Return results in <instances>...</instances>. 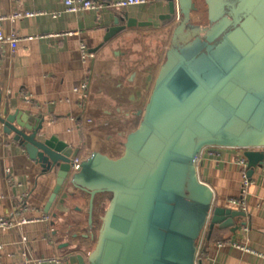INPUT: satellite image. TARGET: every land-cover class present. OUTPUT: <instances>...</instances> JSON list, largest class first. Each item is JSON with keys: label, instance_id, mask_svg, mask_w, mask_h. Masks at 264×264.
Wrapping results in <instances>:
<instances>
[{"label": "water", "instance_id": "1", "mask_svg": "<svg viewBox=\"0 0 264 264\" xmlns=\"http://www.w3.org/2000/svg\"><path fill=\"white\" fill-rule=\"evenodd\" d=\"M152 1L167 12L147 21L111 8L104 43L156 22L171 37L116 148L93 150L71 175L81 149L45 137L43 115L0 107V132L13 135L43 174L56 172L46 213L68 183L84 198H108L100 229L91 226L95 246L87 254L76 250L77 264H196L209 219L210 240L218 226L247 216L217 205L214 189L200 177L202 154L242 151L249 180L264 166V0ZM94 208L90 200L91 218Z\"/></svg>", "mask_w": 264, "mask_h": 264}, {"label": "crops", "instance_id": "2", "mask_svg": "<svg viewBox=\"0 0 264 264\" xmlns=\"http://www.w3.org/2000/svg\"><path fill=\"white\" fill-rule=\"evenodd\" d=\"M97 1L107 7L66 13L63 0H0L2 10L18 5L47 12L16 20L7 30L14 41L0 52V107L10 114L43 115L45 137H56L68 147L81 149L85 156V147L90 148L88 156L95 149L117 147L131 110L147 94L152 76L164 64L171 40L167 27L156 22L151 29L130 28L104 43L114 20L108 5L121 0ZM151 1L121 11L140 21L167 12L163 2ZM55 12L62 14L55 18L50 14ZM81 43L95 54L86 64L80 57ZM87 70L92 80L90 105L72 93ZM75 121L79 128L72 133ZM12 138L0 132V194L5 197L0 200V218H8L12 210L21 216L26 205L52 219L27 224L19 231L0 228V264H40L54 257L63 258L55 264H77L74 252L80 249L87 254L95 244L91 226L98 228V218L108 206L107 196L84 198L68 183L46 213L56 172L43 174ZM242 158L240 150L209 149L199 161L201 180L214 189L217 205L247 214L212 232L208 246L212 264H264V166L246 186ZM90 200L95 201L93 218ZM233 200H245V204L234 205ZM83 233L84 239L74 238ZM221 240L223 246H217Z\"/></svg>", "mask_w": 264, "mask_h": 264}, {"label": "built area", "instance_id": "3", "mask_svg": "<svg viewBox=\"0 0 264 264\" xmlns=\"http://www.w3.org/2000/svg\"><path fill=\"white\" fill-rule=\"evenodd\" d=\"M65 4L64 12L68 13H78V12H88V11H98L107 7L105 3L97 0H63ZM150 3V0H121L120 2H116L113 4L108 5V7L116 10L126 9L132 6H142L147 5ZM47 14L46 11L43 10H26L21 6H14L7 10H2L0 6V52L3 48L8 47L14 41L11 36H9L7 30L12 22L16 20H21L25 18H36L39 16H43ZM53 17L58 18L61 16L62 13L55 12L50 13ZM80 57L84 64L91 62L95 58V54L89 51V48L85 43H81L80 45ZM91 89H92V80L89 71L85 75V78L81 85L78 88H75L72 93L77 94L81 100L85 101V104L90 105L91 103ZM27 98V97H26ZM79 128V122L75 121V126L71 128V132L75 133ZM87 155L80 154V156L75 160V166L73 167L72 174L76 173L79 169V165L82 160H84L88 153L90 152L89 147H85L83 149ZM240 164L246 168L247 160L246 158H242L240 160ZM244 182L245 185L248 186L250 180L244 174ZM5 199L3 195L0 194V200ZM232 203L234 205H244L245 200H233ZM25 205V204H24ZM16 211H11L8 218H0V228L4 231H8L10 229H16L17 231L21 230V228L30 223L36 222H49L52 219L51 215L42 213L37 214L35 213V209L29 206H23L22 215L18 216ZM210 219L208 220L204 231L198 241V252L196 257V264H212L211 262V253L208 249L209 246V239L208 235L210 232ZM224 241H218L217 246H223ZM238 247H241L238 245ZM245 248V247H241ZM63 258L61 257H54V258H44L40 260V264H55L61 263Z\"/></svg>", "mask_w": 264, "mask_h": 264}, {"label": "rangeland", "instance_id": "4", "mask_svg": "<svg viewBox=\"0 0 264 264\" xmlns=\"http://www.w3.org/2000/svg\"><path fill=\"white\" fill-rule=\"evenodd\" d=\"M107 203H108V202H107ZM102 215H103V214H101V215L99 216V218H98V228H97V230H99L100 227H101V224H102L101 217H102ZM95 242H96V239H95ZM94 246H95V244H93V246L91 247V249H93Z\"/></svg>", "mask_w": 264, "mask_h": 264}, {"label": "trees", "instance_id": "5", "mask_svg": "<svg viewBox=\"0 0 264 264\" xmlns=\"http://www.w3.org/2000/svg\"><path fill=\"white\" fill-rule=\"evenodd\" d=\"M214 237V236H213Z\"/></svg>", "mask_w": 264, "mask_h": 264}]
</instances>
